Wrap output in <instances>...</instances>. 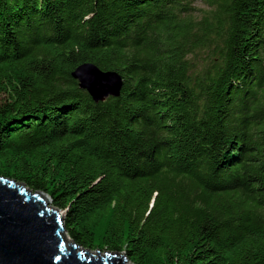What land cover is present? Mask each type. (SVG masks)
<instances>
[{
	"label": "trees",
	"instance_id": "obj_1",
	"mask_svg": "<svg viewBox=\"0 0 264 264\" xmlns=\"http://www.w3.org/2000/svg\"><path fill=\"white\" fill-rule=\"evenodd\" d=\"M205 1L0 0V177L83 249L264 264V0ZM84 62L119 96L80 89Z\"/></svg>",
	"mask_w": 264,
	"mask_h": 264
},
{
	"label": "water",
	"instance_id": "obj_2",
	"mask_svg": "<svg viewBox=\"0 0 264 264\" xmlns=\"http://www.w3.org/2000/svg\"><path fill=\"white\" fill-rule=\"evenodd\" d=\"M70 76L94 102L118 97L122 78L91 62L77 65ZM47 195L0 177V264H128L123 252L93 254L68 242L63 214Z\"/></svg>",
	"mask_w": 264,
	"mask_h": 264
},
{
	"label": "rangeland",
	"instance_id": "obj_3",
	"mask_svg": "<svg viewBox=\"0 0 264 264\" xmlns=\"http://www.w3.org/2000/svg\"><path fill=\"white\" fill-rule=\"evenodd\" d=\"M191 1V6L193 7H191L192 8V10H193V15L196 17V18H198V17H200L203 13H204V11L205 10H207L208 9V3H207V1H205V0H190ZM200 55V62H199V66L200 65H202V63H203V57H204V55L202 54V53H200L199 54ZM22 184V183H21ZM48 198V197H47ZM48 201H49V203L51 204V202H50V199L48 198ZM60 213H62L61 211H59ZM65 235H66V232H65ZM66 240L68 241V242H70L71 243V240L68 238V236L66 235ZM91 253H93V254H97L96 252H97V250H94V251H90ZM101 254H104L105 252H107V251H99ZM128 263H130L129 261H127ZM131 264V263H130Z\"/></svg>",
	"mask_w": 264,
	"mask_h": 264
},
{
	"label": "bare ground",
	"instance_id": "obj_4",
	"mask_svg": "<svg viewBox=\"0 0 264 264\" xmlns=\"http://www.w3.org/2000/svg\"><path fill=\"white\" fill-rule=\"evenodd\" d=\"M47 200H48V198H47ZM128 264H130V263H128Z\"/></svg>",
	"mask_w": 264,
	"mask_h": 264
}]
</instances>
